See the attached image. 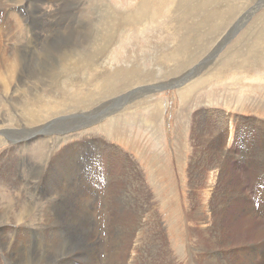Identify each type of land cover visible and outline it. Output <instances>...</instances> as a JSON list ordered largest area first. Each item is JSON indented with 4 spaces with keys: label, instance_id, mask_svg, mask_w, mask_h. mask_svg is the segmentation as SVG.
I'll list each match as a JSON object with an SVG mask.
<instances>
[{
    "label": "rangeland",
    "instance_id": "374dc122",
    "mask_svg": "<svg viewBox=\"0 0 264 264\" xmlns=\"http://www.w3.org/2000/svg\"><path fill=\"white\" fill-rule=\"evenodd\" d=\"M0 49L19 64L0 98H43L30 122L0 115V243L47 264H264V0H3ZM83 56L102 79L50 100L55 76L88 78L65 64Z\"/></svg>",
    "mask_w": 264,
    "mask_h": 264
},
{
    "label": "bare ground",
    "instance_id": "6f19581e",
    "mask_svg": "<svg viewBox=\"0 0 264 264\" xmlns=\"http://www.w3.org/2000/svg\"><path fill=\"white\" fill-rule=\"evenodd\" d=\"M3 0H0V2H2ZM49 1H51V0H49ZM58 1V0H57ZM107 1V0H106ZM203 1V0H202ZM54 2V1H53ZM4 3V2H3ZM50 3V2H49ZM140 5V4H139ZM207 6V5H206ZM109 8V7H108ZM174 9V8H173ZM183 9V8H182ZM139 10V9H138ZM203 11V10H202ZM33 12V11H32ZM123 12V11H122ZM149 12V11H148ZM174 12V11H173ZM201 12V11H200ZM106 13V12H105ZM108 13V12H107ZM106 13V14H107ZM112 13V12H111ZM130 13V12H129ZM132 13V12H131ZM156 13V12H155ZM121 14H123V13H121ZM126 14V13H125ZM135 14V13H134ZM213 14V13H212ZM42 15V14H41ZM124 15V14H123ZM122 15V16H123ZM176 15V14H175ZM196 15V14H195ZM108 16V15H107ZM54 17V16H53ZM112 17V16H111ZM125 17V16H124ZM130 17V16H129ZM134 17V16H133ZM105 18H107V17H105ZM115 18V17H114ZM113 18V19H114ZM112 19V20H113ZM123 19V18H122ZM130 19V18H129ZM106 20V19H105ZM111 20V21H112ZM119 20V19H118ZM136 20V19H135ZM134 20V21H135ZM128 23V22H127ZM71 24V23H70ZM85 24V23H84ZM109 24V23H108ZM122 24V23H121ZM124 24V23H123ZM82 25V24H81ZM125 25V24H124ZM121 26V25H120ZM130 26H133V25H130ZM89 27V26H88ZM122 28V27H121ZM121 28H120V30H121ZM115 30H117V29H115ZM119 30V31H120ZM137 30V29H136ZM140 29H138V31H139ZM142 30V29H141ZM40 31V30H39ZM66 31V30H65ZM111 31V30H110ZM118 31V30H117ZM125 31V30H124ZM109 32V31H108ZM65 33V32H64ZM74 33V32H73ZM12 34V33H11ZM43 34V33H42ZM41 34V35H42ZM79 34V33H78ZM117 34V33H116ZM10 35V34H9ZM110 35V34H109ZM113 36V35H112ZM100 37V36H99ZM34 38V37H33ZM92 38V37H91ZM49 39V38H48ZM80 41H82V40H80ZM47 42H49V41H47ZM83 42V41H82ZM112 42V41H111ZM75 43V42H74ZM88 43V42H87ZM86 43V44H87ZM109 43V42H108ZM95 44V43H94ZM102 45H105V41L104 42H102L101 43ZM2 45V44H1ZM89 45V44H88ZM111 45V44H110ZM50 46V45H49ZM109 46V45H108ZM107 46V47H108ZM43 47V46H42ZM47 47V46H46ZM80 47H82V46H80ZM86 47V46H85ZM88 47V46H87ZM86 47V48H87ZM96 47V46H95ZM106 47V46H105ZM105 47H102V48H105ZM110 47V46H109ZM108 47V48H109ZM4 48V47H3ZM56 48V47H55ZM58 48V47H57ZM66 48V47H65ZM76 48V47H75ZM99 48V47H98ZM107 48V49H108ZM6 49V48H5ZM41 49V48H40ZM43 49V48H42ZM45 49V48H44ZM77 49H79L78 47H77ZM81 49V48H80ZM1 50V49H0ZM10 50V49H9ZM16 50V49H15ZM73 50V49H72ZM71 50V51H72ZM87 50V49H86ZM103 49H101L100 51H102ZM105 50V49H104ZM13 51V50H12ZM46 51H48V50H46ZM65 51V50H64ZM63 51V52H64ZM68 51V50H67ZM58 52V51H57ZM70 52V51H69ZM83 52V51H82ZM85 52V51H84ZM89 52V51H88ZM107 52V51H106ZM109 52V51H108ZM9 53H10V51H9ZM14 53V52H13ZM75 53V52H74ZM92 53V52H91ZM97 53V52H96ZM101 53V52H100ZM102 53H103V51H102ZM10 54H12V53H10ZM64 54V53H63ZM70 54H71V52H70ZM105 55H106V53H104ZM65 55H67L66 53H65ZM65 55H63V56H65ZM87 55V54H86ZM104 55V56H105ZM19 56V55H18ZM39 56V55H38ZM42 56V55H41ZM62 56V57H63ZM82 56V55H81ZM99 56V55H98ZM107 56V55H106ZM56 57V56H55ZM61 57V58H62ZM84 57V56H83ZM81 58V59H72L71 57H69V58H67L66 59V61H65V64H66V62H70V64L73 66V67H76V65H80L81 66V68L82 69H85L86 70V72H87V79L85 80V82L83 83V82H81V81H77L76 82V77L75 76H73L74 75V73H76V72H72V73H68V74H64V76L66 77V80H62L61 78L59 79V78H57V76H55L54 78H53V80L52 81H50L48 84H46V85H44V87H46V91H48V93H46V95H48L49 97H50V100L51 99H55L56 98V90L57 89H59V88H63V86L65 85V87H67L68 85L70 86V88L72 89V90H76L75 88H77L78 86H79V84L81 83V86H87L89 83H90V80H88V79H90V78H92V80H93V82L95 83V84H97V82H95V81H98V80H100V79H102V77L104 76V72L103 71H100L99 69H101L102 68V65H103V60H102V58H100V57H97L96 59L94 58V59H92V58H89L88 56L87 57H84V58ZM1 58V57H0ZM16 58H17V56H15V55H12V57L11 58H9V56H8V58H7V60H3V59H0V84H1V86L3 87L2 88V90H1V92H3L4 94H7L8 93V90L10 89V85L13 83L11 80L13 79V76L15 75L14 73H15V71H17V68H18V65L19 64H17V61H16ZM39 58H40V56H39ZM49 58V57H48ZM54 58V57H53ZM51 60H53V59H51ZM55 60V59H54ZM59 61V60H58ZM107 62V61H106ZM105 63V62H104ZM128 63H129V61H128ZM39 64V63H38ZM56 64V63H55ZM17 66V67H16ZM49 66V65H48ZM67 66V65H66ZM38 67V66H37ZM61 67V66H60ZM127 67V66H126ZM45 68V67H44ZM48 68V67H47ZM16 69V70H15ZM52 69H53V67H52ZM43 70V69H42ZM105 70V69H104ZM63 71V70H62ZM34 72V71H33ZM57 72H58V70H57ZM56 72V73H57ZM12 73V74H11ZM19 73V72H18ZM50 74H51V72H50ZM77 74V73H76ZM21 75V74H20ZM29 75V74H28ZM57 75V74H56ZM32 76V75H31ZM77 76V75H76ZM79 77V76H78ZM77 77V78H78ZM16 78V77H15ZM46 78V77H45ZM80 78V77H79ZM79 78H78V80H79ZM26 80H27V78H25ZM28 79H33L32 77H30V75H29V77H28ZM48 79V78H47ZM46 79V80H47ZM35 80V79H34ZM38 80L39 79H37V82H38ZM40 80H41V78H40ZM49 80V79H48ZM16 81V80H15ZM93 83V84H94ZM16 84V83H15ZM45 84V83H44ZM67 85V86H66ZM43 86V85H42ZM93 86V85H92ZM21 87V86H20ZM25 87V86H24ZM37 87V86H36ZM74 87V88H73ZM145 88H148V86H144ZM68 88V87H67ZM18 89V88H17ZM16 89V90H17ZM21 89H23V88H21ZM156 89V88H155ZM66 90V89H65ZM72 90H70V91H72ZM80 90V89H79ZM32 91V90H31ZM63 91V90H62ZM77 92V91H76ZM2 93V94H3ZM25 93V92H24ZM29 93H30V90H29ZM33 93H36L35 91H33ZM65 93V92H64ZM80 93V92H79ZM14 95V94H13ZM13 95H11L8 99H5V98H3V99H1L0 98V115H4L5 114V112L6 113H9L10 112V114H12L11 112L12 111H14L15 109H16V107H17V111H19V114L20 115H22L23 114V117H24V119H26L27 117H28V121L30 122L31 121V119L30 118H33V117H35V115H33V114H31L33 111H35V107H36V102H40V103H43L42 101H43V98H42V96L41 97H37V99H36V101H33V102H30V103H24L23 104V102H26V101H23L22 102V106H20L19 105V98L18 97H14ZM78 95H80V94H78ZM3 97H5V96H3ZM29 97V96H28ZM31 97V96H30ZM45 97V96H44ZM120 97V96H119ZM33 99V98H32ZM23 100H24V98H23ZM29 100H31V99H29ZM28 100V101H29ZM47 100V99H46ZM45 101V100H44ZM54 101V100H53ZM56 101V100H55ZM60 102V101H59ZM21 104V103H20ZM56 106V105H55ZM209 109V108H208ZM41 110V109H40ZM49 111V110H48ZM44 112V111H43ZM47 112V111H46ZM13 115V114H12ZM10 117H12V116H10ZM9 117V118H10ZM3 119H6V118H4L3 117ZM9 120V119H8ZM21 121H22V118L20 119ZM19 120V121H20ZM3 121V120H2ZM4 122V121H3ZM23 122V121H22ZM16 123V122H15ZM2 124V123H1ZM0 124V125H1ZM6 124V123H5ZM4 124V125H5ZM17 124V123H16ZM25 125V124H24ZM3 126V125H2ZM8 128V127H7ZM36 130V129H35ZM3 133V132H2ZM5 134V133H4ZM8 136V135H7ZM14 149V148H13ZM54 161V160H53ZM4 162V161H3ZM47 164V163H46ZM50 164V163H49ZM8 165V164H7ZM47 166V165H46ZM17 167V166H16ZM0 168H3L2 167V165L0 164ZM43 168V167H42ZM55 168V167H54ZM224 168V167H223ZM33 169V168H32ZM5 170V169H4ZM4 170L2 171V173H1V175H0V181L1 182H5L6 181V178L4 179L3 178V176L2 175H4L5 173H4ZM43 170V169H42ZM50 170V169H49ZM216 170V169H215ZM37 171H39V170H37ZM4 173V174H3ZM15 173V172H14ZM18 173V172H17ZM45 174V173H44ZM49 174V173H48ZM6 175H7V173H6ZM10 175V174H9ZM211 175V174H210ZM45 176V175H44ZM10 177V176H9ZM12 177V176H11ZM19 177V176H18ZM34 178H36V177H34ZM21 179V178H20ZM19 179V180H20ZM9 180V179H8ZM13 180V179H12ZM23 180V179H22ZM13 182V181H12ZM26 182V181H25ZM35 182H36V184L34 183V182H31L30 184H28V186L29 185H31L32 186V188L33 189H31V188H29L28 187V190L29 189H31V191H33V195H32V199H33V202L37 199H40V197H38L39 195L38 194H36L34 191H35V187H37V186H39L38 184H39V182H37L36 180H35ZM42 182V181H41ZM15 183V182H14ZM22 183V182H21ZM19 184V183H18ZM44 184V183H43ZM24 186H25V184H23ZM43 186V185H42ZM1 187V186H0ZM11 187V186H10ZM2 188V187H1ZM5 189V188H4ZM43 189V188H42ZM1 190V189H0ZM50 191H51V189H49ZM5 191V190H4ZM53 191H55V190H53ZM6 192H10V188H9V191H6ZM205 192V191H204ZM42 193V192H41ZM41 193H39V194H41ZM47 194V193H46ZM50 194V193H49ZM52 194V193H51ZM55 194V193H54ZM227 194V193H226ZM5 195V194H4ZM7 195V194H6ZM44 195V194H43ZM43 195H41V198H43L42 196ZM56 195V194H55ZM54 195V196H55ZM16 197V196H15ZM257 197H259V196H257ZM263 197V196H262ZM262 197H260V198H262ZM1 198V197H0ZM5 198H6V196H5ZM3 199V200H5V202H6V199ZM12 198V197H11ZM127 198V197H126ZM26 199H28L29 201H28V204H27V206H22V207H24L22 210L23 211H25V213H27V214H30V211L33 209V205H34V203H31L30 202V199H31V197H30V195H28V197L26 198ZM263 199V198H262ZM2 200V199H1ZM11 200V199H10ZM122 200V199H121ZM127 200V199H126ZM27 201V200H26ZM52 201H53V199H52ZM108 201V200H107ZM112 201V200H111ZM122 202V201H121ZM0 203H3V201L2 202H0ZM11 203H12V201H11ZM18 203V202H17ZM17 203H15V204H17ZM47 203V202H46ZM110 203V202H109ZM26 204V203H25ZM25 204H23V205H25ZM7 205V204H6ZM18 205L20 206V204L18 203ZM120 205V204H119ZM122 205V204H121ZM120 205V206H121ZM8 206V205H7ZM11 206L12 205H10V208H11ZM13 206H15V205H13ZM17 206V205H16ZM48 206V205H47ZM115 206V205H114ZM6 207V206H5ZM22 207H18V208H20V209H18V208H16V209H18L19 211L21 210V208ZM2 208H3V205H2ZM59 208V207H58ZM141 208V207H140ZM5 209H7V211H9L8 210V208H5ZM5 209H1L0 210V230L2 229V225H3V222L4 221H2L1 219H3L4 218V214H7V212L5 211ZM12 209V208H11ZM14 210V208L12 209V210H10V211H13ZM21 210V211H22ZM140 211L142 210V209H139ZM20 211V213H22ZM40 211V210H39ZM43 211V210H42ZM41 211V212H42ZM58 211V213H59V210H57ZM69 211V210H68ZM18 212V211H17ZM38 212V211H37ZM61 212V211H60ZM110 212V211H109ZM142 212V211H141ZM148 212V211H147ZM151 212V211H150ZM13 212H10V214H12ZM24 213V214H25ZM130 213H131V211H130ZM133 213V212H132ZM9 214V213H8ZM14 214V213H13ZM16 214V213H15ZM19 214V213H18ZM23 214V213H22ZM23 214V215H24ZM62 214V213H61ZM64 214V213H63ZM69 214V213H68ZM38 223H39V226L40 227H52V226H54V224H55V219H54V213L49 209V208H47V209H45L42 213H38ZM146 215V214H145ZM12 216V215H11ZM15 217H19L18 215L16 216V215H14ZM108 216H110V215H108ZM112 216V215H111ZM10 217V216H9ZM9 217H7L8 219H9ZM14 217V218H15ZM22 217V216H21ZM113 217V216H112ZM17 218H15V219H17ZM24 217H22V219H23ZM149 218V217H148ZM249 218V217H248ZM6 219V218H5ZM4 219V220H5ZM60 219V218H59ZM64 218H62V220H63ZM70 219V218H69ZM105 219V218H104ZM11 220V219H10ZM58 220V219H57ZM73 220V219H72ZM141 220V219H140ZM11 221H15V220H13V218H12V220ZM11 221H9V220H7V222H11ZM17 221V220H16ZM67 221H69V220H67ZM70 221H71V219H70ZM66 222V221H65ZM35 223V222H34ZM57 223H59V222H57ZM60 223H62V222H60ZM69 223V222H68ZM75 223V222H74ZM144 223V222H143ZM14 224V222L12 223V225ZM9 225V224H8ZM118 225V224H117ZM135 225V224H134ZM194 225V224H193ZM59 226V225H58ZM60 226H61V224H60ZM62 226H64V225H62ZM136 226V225H135ZM7 227V226H6ZM16 227H17V225H16ZM36 227V226H35ZM68 227V226H67ZM75 227H77V226H75ZM115 227H117V226H115ZM115 227L113 228V229H115ZM129 227V226H128ZM24 228V227H23ZM22 228V229H23ZM28 228V227H27ZM60 228H62V227H60ZM214 228V227H213ZM264 228V227H263ZM32 229V228H31ZM34 230H35V228H33ZM39 229V228H38ZM44 229V228H43ZM55 229V228H54ZM64 229H65V227H64ZM69 229V228H68ZM75 229V228H74ZM3 230V229H2ZM73 230V229H72ZM76 230H78V229H76ZM121 230V229H120ZM126 230V229H125ZM203 230V229H202ZM6 231V230H5ZM8 231V230H7ZM11 231V230H10ZM26 231V230H25ZM142 231V230H141ZM4 232V231H3ZM27 232H28V230H27ZM58 232V231H57ZM123 232V231H122ZM1 233V232H0ZM20 233V232H19ZM4 234V236H5V233H3ZM8 234V233H7ZM13 234V233H12ZM31 234H32V232H31ZM50 234V233H49ZM10 235V234H9ZM14 236V235H13ZM112 236V235H111ZM149 236V235H148ZM151 236V235H150ZM11 237V236H10ZM9 237V238H10ZM29 237H30V235H29ZM124 237V236H123ZM151 237H153V236H151ZM50 238V237H49ZM149 238V237H148ZM3 239V238H2ZM14 239V238H13ZM44 239V238H43ZM114 239V238H113ZM117 239V238H116ZM23 240V239H22ZM49 240V239H48ZM115 240V239H114ZM7 241H9V240H7ZM11 241V240H10ZM9 241V242H10ZM28 241V240H27ZM117 241V240H116ZM120 241V240H119ZM24 241H22V243H23ZM33 242V241H32ZM39 242V241H38ZM5 243V242H4ZM7 243V242H6ZM30 243V242H29ZM143 243V242H142ZM141 243V244H142ZM76 244V243H75ZM107 244V243H106ZM112 244V243H111ZM116 244V243H115ZM114 244V245H115ZM120 244V243H119ZM118 244V245H119ZM165 244V243H164ZM12 245V244H11ZM19 245V244H18ZM17 245V246H18ZM93 245V244H92ZM114 245H113V247H114ZM22 246V245H21ZM79 246V245H78ZM88 247L87 248H91V250L92 249H94V247L93 246H91V245H87ZM0 248L2 249V251H3V256H4V261L6 262V264H47L48 262H46V261H44L45 259H43V260H41V259H36L37 257L34 255V253H31V248H30V245L26 242V244H25V247H24V245H23V247H20V252L19 251H13L12 249H11V247L8 245V244H3V243H0ZM46 248V247H45ZM86 248V247H85ZM117 248V247H116ZM116 248H115V250H114V257L113 256H111V260H110V262L109 263H111V264H119L118 262H120V261H117L118 259H117V257L115 258V255L117 254L116 253ZM15 250V249H14ZM48 250V249H47ZM64 250V249H63ZM62 251V250H61ZM64 252H65V250H64ZM60 253V252H59ZM2 254V253H1ZM44 254H45V252H44ZM47 254H49L48 252H47ZM102 254V253H101ZM40 255V254H39ZM46 255V254H45ZM44 255V256H45ZM51 256V255H50ZM68 256V255H67ZM211 256V255H210ZM69 257V256H68ZM2 258V257H1ZM40 258V257H39ZM50 259V258H49ZM83 259V264H88L89 263V259H86V258H82ZM65 260V259H64ZM69 260H71V259H69ZM140 260V259H139ZM215 260V259H214ZM54 261V260H53ZM52 261V262H53ZM1 262V261H0ZM3 262V261H2ZM50 262V261H49ZM56 262V261H55ZM61 261H58V262H56V263H54V264H59ZM94 262V261H93ZM96 262V261H95ZM144 262V261H143ZM210 262V261H209ZM213 262V261H212ZM62 263V262H61ZM1 264V263H0ZM93 264H95V263H93ZM122 264V263H121ZM140 264H142V263H140ZM213 264V263H212ZM215 264V263H214Z\"/></svg>",
    "mask_w": 264,
    "mask_h": 264
},
{
    "label": "crops",
    "instance_id": "0c3cea01",
    "mask_svg": "<svg viewBox=\"0 0 264 264\" xmlns=\"http://www.w3.org/2000/svg\"><path fill=\"white\" fill-rule=\"evenodd\" d=\"M256 196H259V197H262V195H260L259 193H256ZM258 198V197H257ZM262 198H264V196L262 197ZM45 227V226H44ZM43 227V228H44ZM42 227H40L39 229H41Z\"/></svg>",
    "mask_w": 264,
    "mask_h": 264
}]
</instances>
